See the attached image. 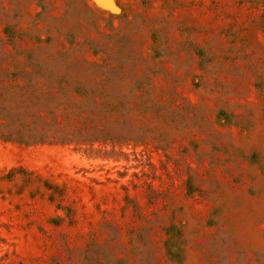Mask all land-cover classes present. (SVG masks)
I'll return each instance as SVG.
<instances>
[{"label": "rangeland", "instance_id": "1", "mask_svg": "<svg viewBox=\"0 0 264 264\" xmlns=\"http://www.w3.org/2000/svg\"><path fill=\"white\" fill-rule=\"evenodd\" d=\"M0 264H264V0H0Z\"/></svg>", "mask_w": 264, "mask_h": 264}, {"label": "trees", "instance_id": "2", "mask_svg": "<svg viewBox=\"0 0 264 264\" xmlns=\"http://www.w3.org/2000/svg\"><path fill=\"white\" fill-rule=\"evenodd\" d=\"M65 142H75L73 139H67Z\"/></svg>", "mask_w": 264, "mask_h": 264}]
</instances>
